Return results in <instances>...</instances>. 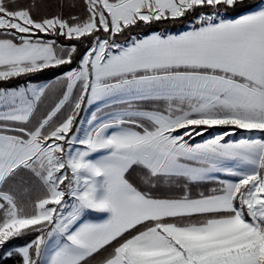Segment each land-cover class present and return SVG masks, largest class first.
<instances>
[{
  "label": "snow or ice",
  "instance_id": "snow-or-ice-1",
  "mask_svg": "<svg viewBox=\"0 0 264 264\" xmlns=\"http://www.w3.org/2000/svg\"><path fill=\"white\" fill-rule=\"evenodd\" d=\"M0 264H264V0H0Z\"/></svg>",
  "mask_w": 264,
  "mask_h": 264
},
{
  "label": "rangeland",
  "instance_id": "rangeland-1",
  "mask_svg": "<svg viewBox=\"0 0 264 264\" xmlns=\"http://www.w3.org/2000/svg\"><path fill=\"white\" fill-rule=\"evenodd\" d=\"M94 110H95L94 107H93L92 109L89 110V109H88V106L85 105V110L81 112V118H80V120H79V123H80V121H82V120H86V119L90 118L91 111H94ZM79 123H78V124H79ZM84 126L87 127L86 124H85ZM205 138H207V134H206ZM199 139H200V137H197V140H199Z\"/></svg>",
  "mask_w": 264,
  "mask_h": 264
},
{
  "label": "trees",
  "instance_id": "trees-1",
  "mask_svg": "<svg viewBox=\"0 0 264 264\" xmlns=\"http://www.w3.org/2000/svg\"><path fill=\"white\" fill-rule=\"evenodd\" d=\"M25 79H31V81H32L33 83H42V82H45L44 79H37L36 77L25 78ZM53 79H54V78H53ZM21 82H22V81H21ZM80 118H81V113H80V115L77 117V123H79Z\"/></svg>",
  "mask_w": 264,
  "mask_h": 264
}]
</instances>
